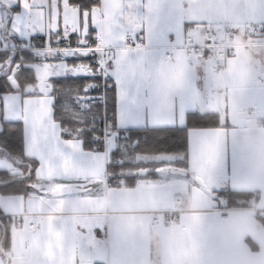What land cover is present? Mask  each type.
I'll list each match as a JSON object with an SVG mask.
<instances>
[{"label":"snow or ice","instance_id":"1","mask_svg":"<svg viewBox=\"0 0 264 264\" xmlns=\"http://www.w3.org/2000/svg\"><path fill=\"white\" fill-rule=\"evenodd\" d=\"M11 125L0 264H264V0H0Z\"/></svg>","mask_w":264,"mask_h":264},{"label":"trees","instance_id":"2","mask_svg":"<svg viewBox=\"0 0 264 264\" xmlns=\"http://www.w3.org/2000/svg\"><path fill=\"white\" fill-rule=\"evenodd\" d=\"M79 83V82H77ZM111 91L107 94L106 112L112 113L114 107L111 104ZM95 113L97 127L102 126V119L104 114V106L101 102H96V106L93 108ZM8 136L4 137L0 135V142L6 143L13 148L19 144L18 126L11 125L7 129ZM135 138L141 140V147L153 151H175L182 149L185 144V133L181 130L174 129H160V130H144L139 129L135 132Z\"/></svg>","mask_w":264,"mask_h":264},{"label":"built area","instance_id":"3","mask_svg":"<svg viewBox=\"0 0 264 264\" xmlns=\"http://www.w3.org/2000/svg\"><path fill=\"white\" fill-rule=\"evenodd\" d=\"M98 97H100V99H98L97 101L98 102H101L102 104H103V106H104V114H103V117L105 116V114H107V115H111L112 113H107L106 112V103L104 102L105 101V99L107 100V97H105V95H104V93L101 91V92H99V93H97L96 94Z\"/></svg>","mask_w":264,"mask_h":264},{"label":"crops","instance_id":"4","mask_svg":"<svg viewBox=\"0 0 264 264\" xmlns=\"http://www.w3.org/2000/svg\"><path fill=\"white\" fill-rule=\"evenodd\" d=\"M113 96H114V93L112 92V93H111V104H112L113 107H114L115 105H114V102H113V99H112ZM0 191H2V189H0ZM97 235H98V236L100 235L99 230H97Z\"/></svg>","mask_w":264,"mask_h":264}]
</instances>
